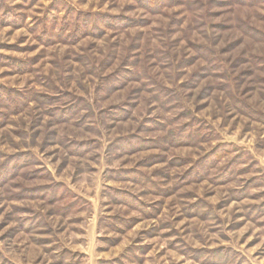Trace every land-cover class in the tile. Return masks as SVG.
<instances>
[{"label": "rangeland", "instance_id": "374dc122", "mask_svg": "<svg viewBox=\"0 0 264 264\" xmlns=\"http://www.w3.org/2000/svg\"><path fill=\"white\" fill-rule=\"evenodd\" d=\"M0 264H264V1L0 0Z\"/></svg>", "mask_w": 264, "mask_h": 264}, {"label": "clouds", "instance_id": "9594fccd", "mask_svg": "<svg viewBox=\"0 0 264 264\" xmlns=\"http://www.w3.org/2000/svg\"><path fill=\"white\" fill-rule=\"evenodd\" d=\"M66 5L67 7H72V0H66ZM203 7H207L206 4L203 5ZM58 22L56 24L55 29H51L52 31L59 30L61 27H63L65 24L68 25L66 29V35L70 34L72 30L80 25V20L77 17L75 11L73 12L72 15H69L67 18L64 17V12L61 11L58 14ZM91 27V25L89 26ZM183 31V29H181ZM187 35V33H186ZM212 39V37H210ZM166 63L169 64V67L167 69L169 79L172 80L173 85H174V91L177 93L176 99L179 100L181 99V92L182 90L179 88L178 81L181 79V77L187 79V74L181 72L179 69H175V63L173 61H166ZM96 74L99 75L101 78H103V70L97 69ZM151 79V77H149ZM149 87H152V85H148ZM155 94V93H154ZM91 95V93H89ZM161 99V102L163 103V100L165 99L163 96L158 97ZM101 97H97V103L94 106L97 111L99 109L103 108L105 105L100 102ZM176 101H172V103H175ZM149 103H152L151 101ZM167 106V105H166ZM93 106H87L83 112H81V115H84V112H88L92 110ZM159 111V108L154 109L151 112V115H156V113ZM171 114H178L177 113H171ZM157 119H164L163 116L157 117ZM89 124H92L94 126V131L97 133L98 138H103L104 142L99 143V139L97 142V147L95 149V152L93 153L94 156H96L97 153L102 154L101 156H98V159H107L109 165L112 167H117L120 157L122 155V152L118 148H109L108 144L110 143L111 136H110V129L108 128V121L104 119L103 115L97 117L94 120L88 121ZM180 123H183V121L177 122L173 120H167L166 121V128H167V133L171 135H175L179 131V126ZM187 132H190L196 136L203 135L202 130H198L196 125L191 126L189 129L186 130ZM67 155V153H65ZM12 225L10 224L9 227Z\"/></svg>", "mask_w": 264, "mask_h": 264}, {"label": "trees", "instance_id": "16d2710c", "mask_svg": "<svg viewBox=\"0 0 264 264\" xmlns=\"http://www.w3.org/2000/svg\"><path fill=\"white\" fill-rule=\"evenodd\" d=\"M264 0H233V3L246 4V5H257ZM139 4L147 8H151L152 11H160L163 6L171 4V0H138ZM215 60V59H214ZM7 105V103H5Z\"/></svg>", "mask_w": 264, "mask_h": 264}]
</instances>
